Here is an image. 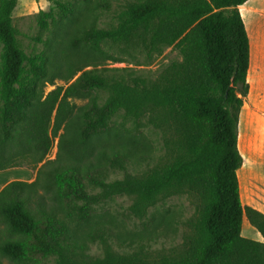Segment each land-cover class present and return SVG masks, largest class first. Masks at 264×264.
<instances>
[{
    "label": "trees",
    "instance_id": "obj_1",
    "mask_svg": "<svg viewBox=\"0 0 264 264\" xmlns=\"http://www.w3.org/2000/svg\"><path fill=\"white\" fill-rule=\"evenodd\" d=\"M48 1L36 23L50 36L27 54L13 25L18 0H0V171L35 172L0 190V264H264V214L242 205L237 179L249 92L238 8L248 0L128 2L107 29L96 26L108 10L100 0ZM106 45L147 58L171 48L180 60L139 76L106 68ZM145 129L160 137L158 158ZM182 195L193 206L184 220L161 206ZM122 196L130 230L104 208ZM244 218L263 242L241 236ZM179 228V242L154 248ZM94 244L101 257L88 254Z\"/></svg>",
    "mask_w": 264,
    "mask_h": 264
},
{
    "label": "rangeland",
    "instance_id": "obj_2",
    "mask_svg": "<svg viewBox=\"0 0 264 264\" xmlns=\"http://www.w3.org/2000/svg\"><path fill=\"white\" fill-rule=\"evenodd\" d=\"M62 2H73L74 0H59ZM102 4L107 5L108 10H100L98 12V18L96 20V26L100 29H107L111 25L115 24L114 16H116L128 2L139 1V0H100ZM53 8V4L48 0H18L17 6L12 13L13 25L18 31V40L21 48L27 53L39 52L44 49L43 44L37 43L35 39L38 37L43 41L46 40L50 34L49 32H42L36 23V14L39 10L48 11ZM105 49L108 54L112 56L111 60L105 61L106 68L123 69L126 72H130L139 76H145L153 78L156 74L167 64L172 61H179L180 55L175 50L171 48L165 49L158 55H153L151 58H147L143 52H121L120 49L106 45ZM0 55H1V45H0ZM264 61V52H258L254 50L251 52L249 73L247 74V83L249 85V94L243 100V106L239 115L238 123V138H237V148L244 161L243 166L238 170V183L240 198L244 206L246 204H251L249 199H254L255 201H261L254 193L253 189L249 186L250 179L254 175V171L251 165V154L257 152L262 145V141L258 137L260 122L254 114V112L261 117L263 112L261 107L263 102L261 100V94L263 92V85L261 81V67ZM120 75V73H117ZM63 85L62 81L56 80L55 85L50 86L46 83L43 87L44 95L53 90L56 86ZM105 94L101 93L100 103L105 100ZM72 102L77 106H82L86 103V100H75ZM122 121L120 115L115 118L116 123ZM144 132L150 139L153 147L155 148L156 158L162 155L160 137L157 133L145 129ZM61 133V130L58 134ZM57 138L53 140L52 147L47 155L46 159L52 160L55 158L57 152ZM26 165V164H25ZM40 166V165H39ZM38 166V167H39ZM27 167V168H26ZM26 167H22L30 172H33L32 165L27 164ZM36 167V169L38 168ZM147 165L145 163L135 164L129 167L130 173H139L143 171ZM36 171V170H35ZM24 172V173H23ZM20 174L22 176L27 173L23 171ZM35 174V172H34ZM122 172H115L111 175L110 180L120 179L122 177ZM252 189V190H251ZM132 201L129 197H116L104 205V208L109 212L113 213L118 221H124L125 228L128 230L133 228L134 221L129 220L128 217V207L131 205ZM161 206L168 207L173 211L180 214L182 220L188 218L193 212V206L191 201L186 196H176L167 201H165ZM243 231L241 236L243 238L263 242L260 234L249 225V223L244 218L242 224ZM178 235L174 239L164 241L160 244L154 246V248H161L163 246L169 247L172 244L179 242L181 235V228H179ZM249 229V232H246ZM102 248L97 245H91L88 249V254L93 257L102 256ZM6 264V261H3ZM52 263V260L49 262Z\"/></svg>",
    "mask_w": 264,
    "mask_h": 264
},
{
    "label": "crops",
    "instance_id": "obj_3",
    "mask_svg": "<svg viewBox=\"0 0 264 264\" xmlns=\"http://www.w3.org/2000/svg\"><path fill=\"white\" fill-rule=\"evenodd\" d=\"M238 10L248 36L249 64H250L251 52H253L254 50H257L258 52H264V0H248L243 5H241L238 8ZM262 64L263 65L261 67L260 73H261V81L263 85V92L261 94V100L263 102V106L261 107V110L263 112V115L261 117H258V115L254 112V114L258 118V121L260 122V124L258 125L259 127L258 137L262 141V145L260 149L257 150V152L251 154L250 156L254 175L249 182V186L252 189L256 188L253 190L251 189L252 193H254L256 197H258L261 201L259 200L255 201L254 199H249L251 201V204H246V206H249L264 214V61ZM248 73H249V66H248L247 74ZM23 171H27V173L22 176V174L20 173ZM34 177H35L34 172H30L23 168H11L0 171V190L9 182L16 180L31 182L33 181ZM237 179H238V171H237ZM242 231L243 228H241V233ZM246 232H249V229H246Z\"/></svg>",
    "mask_w": 264,
    "mask_h": 264
}]
</instances>
